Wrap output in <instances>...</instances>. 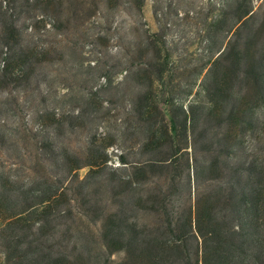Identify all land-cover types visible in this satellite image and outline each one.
<instances>
[{
	"label": "trees",
	"instance_id": "obj_1",
	"mask_svg": "<svg viewBox=\"0 0 264 264\" xmlns=\"http://www.w3.org/2000/svg\"><path fill=\"white\" fill-rule=\"evenodd\" d=\"M257 17L247 6L212 57L205 73L211 75L208 104L199 105L200 113L175 98L179 66H172L163 33L145 34L147 59L136 72L143 89L132 107L143 124L147 156L129 173L118 174L103 147L92 145L83 163L90 171L80 178L79 157L62 160L50 139L36 141L32 160L43 177L0 185L7 264H101L100 250L111 243L119 264H264V174L244 147L239 159L234 155L252 102L264 104V22ZM18 35L14 27L1 29L0 86L28 80L31 56L38 54L21 47ZM233 80L243 85L235 96ZM118 159L127 163L123 155ZM105 170L115 175L104 179L114 199L101 217L88 181Z\"/></svg>",
	"mask_w": 264,
	"mask_h": 264
},
{
	"label": "rangeland",
	"instance_id": "obj_2",
	"mask_svg": "<svg viewBox=\"0 0 264 264\" xmlns=\"http://www.w3.org/2000/svg\"><path fill=\"white\" fill-rule=\"evenodd\" d=\"M249 5L258 14L256 23L264 22V0H0V32L14 27L20 46L38 53L31 56L28 80L0 86V185L6 179L19 184L32 175L43 177L32 160L33 144L46 139L62 160L66 154L79 157L80 178L90 171L83 163L92 145L103 147L118 174L129 173L147 156L141 147L143 124L136 122L132 107L143 89L136 72L147 59L145 34L163 33L172 66H179L175 98L197 105L200 113L199 105L208 104L210 61ZM261 35L264 52V27ZM239 89L243 85L233 80L232 96ZM251 108L241 121V148L234 155L239 159L244 147L264 174V104L254 100ZM120 155L127 163L119 162ZM89 178L88 191L101 205L102 217L114 199L104 179L115 175L105 170ZM120 257L112 243L99 253L101 264H119ZM0 264H7L1 247Z\"/></svg>",
	"mask_w": 264,
	"mask_h": 264
}]
</instances>
